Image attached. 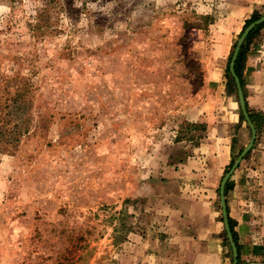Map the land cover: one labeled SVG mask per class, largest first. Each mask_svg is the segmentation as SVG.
<instances>
[{"label":"rangeland","instance_id":"374dc122","mask_svg":"<svg viewBox=\"0 0 264 264\" xmlns=\"http://www.w3.org/2000/svg\"><path fill=\"white\" fill-rule=\"evenodd\" d=\"M226 2L0 0V264H176L175 162L251 14Z\"/></svg>","mask_w":264,"mask_h":264},{"label":"crops","instance_id":"0c3cea01","mask_svg":"<svg viewBox=\"0 0 264 264\" xmlns=\"http://www.w3.org/2000/svg\"><path fill=\"white\" fill-rule=\"evenodd\" d=\"M226 3L232 5L231 18L238 19L241 13H252L264 5V0H227ZM241 28L239 25L235 31L238 33ZM256 40L245 59L240 85L248 108L260 114L262 122L249 154L228 178L225 194L238 264H264V27ZM221 106L205 119L198 146L200 155L175 162L178 168L174 176L183 186L163 221L177 244L176 264L232 263L231 247L224 239L227 236L219 204V185L232 161L231 144L236 135L232 128L240 123L241 111L239 102L230 94L221 97ZM244 126L241 122L239 128L242 130Z\"/></svg>","mask_w":264,"mask_h":264},{"label":"water","instance_id":"95a60500","mask_svg":"<svg viewBox=\"0 0 264 264\" xmlns=\"http://www.w3.org/2000/svg\"><path fill=\"white\" fill-rule=\"evenodd\" d=\"M262 21H264V14H262L259 18L255 19L254 21L250 22L243 29L242 33L237 38L236 45H235L231 60L229 62V71H230V74L233 77L235 85H236L239 106H240L241 112L245 118V121L248 124L250 131H251L250 138H249L247 144L242 148V150L240 151V153L238 154V156L236 157V159L234 160V162L232 163V165L228 169V171L226 173H224V175L220 181V185H219V204L221 207L222 221H223V225H224V230L226 232L227 241L229 242V245H230L231 251H232V263L231 264H237V248H236L232 233H231L230 228H229L227 211H226V203H225V195H224V185H225V182L230 177V175L233 173V171L238 167V165H239L240 161L242 160V158L244 157V155L251 149V147L253 146L255 137H256V129H255V126L252 123L251 119L249 118L248 112H247L246 107H245V100H244L243 91H242V88L240 85V81H239V78L234 71V61H235L236 55L238 53V50H239L245 36L247 35V33L254 26L261 23Z\"/></svg>","mask_w":264,"mask_h":264},{"label":"trees","instance_id":"16d2710c","mask_svg":"<svg viewBox=\"0 0 264 264\" xmlns=\"http://www.w3.org/2000/svg\"><path fill=\"white\" fill-rule=\"evenodd\" d=\"M48 1L52 2L53 0H48ZM263 8H264V5H263ZM262 14H264V11L262 13H260L256 9L253 10V12L250 14V16L244 22V25L242 27V30H241L240 34L242 33L243 29L250 22H252L255 19L259 18ZM262 27H264V21H262L261 23L257 24L256 26H254L247 33V35L245 36V38H244V40H243V42H242V44H241V46H240V48L238 50V53L236 55V58H235V61H234V71H235L236 75L238 76L240 83L242 82V71H243V68H244V62H245V59H246V53H247L248 49L250 48L251 43L257 38V36L259 34V31H260V29ZM235 45L236 44H234L233 49H232V51H231V53L229 54V57H228V61H227V65H226V74H227V77H228V79H227L228 80L227 81V91H228V93L232 94V92H233V93H235L237 95L236 85H235L234 79L231 76L230 71H229V62L231 60ZM243 95H244V93H243ZM244 98H245V95H244ZM237 100H238V98H237ZM245 107H246V110L248 112L249 118L251 119L252 123L255 126L256 131H258L259 128H260L261 122H262V116L260 114L256 113V112L252 111L251 109H249L248 106H247L246 101H245ZM241 120H245L242 112H240V121ZM3 123L5 124V122H3ZM237 127H238V125H237ZM234 141H235V139L233 137L232 144H231V147H232L231 150L233 152H234ZM241 150H242V147L238 150L237 153L233 154L232 161L230 162L229 166L225 169L224 173H226L228 171V169L231 167L232 163L234 162V160L236 159V157L238 156V154L240 153ZM249 152H250V150L244 155V157L240 161L238 167L241 165L242 161L246 158V156L249 154ZM228 188H229V182L227 180L225 182V185H224V195L226 194V191L228 190ZM227 218H228L230 231L232 233L234 242L236 244L235 234H234V231L232 229L231 220H230L228 215H227ZM224 233H225V231H224ZM224 239H225V241H227L226 237ZM237 264H238V257H237Z\"/></svg>","mask_w":264,"mask_h":264}]
</instances>
